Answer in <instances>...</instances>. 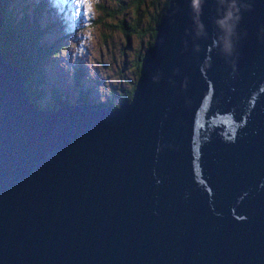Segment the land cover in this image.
Returning <instances> with one entry per match:
<instances>
[{"label":"water","instance_id":"water-1","mask_svg":"<svg viewBox=\"0 0 264 264\" xmlns=\"http://www.w3.org/2000/svg\"><path fill=\"white\" fill-rule=\"evenodd\" d=\"M25 88L0 51V264H264V0H170L115 108Z\"/></svg>","mask_w":264,"mask_h":264},{"label":"rangeland","instance_id":"rangeland-1","mask_svg":"<svg viewBox=\"0 0 264 264\" xmlns=\"http://www.w3.org/2000/svg\"><path fill=\"white\" fill-rule=\"evenodd\" d=\"M132 0H13V15L36 16L40 28L39 44L46 54L34 59L28 47L25 53L29 70L42 61L43 88L47 92L38 102L45 107L53 97L50 90L57 89L68 103L75 104L76 73L80 72L79 87L88 91V101L93 105L111 99L119 103V90L129 87L137 78L133 60L139 53L145 54L146 35L128 36L123 27L141 23V30L148 27L147 5L135 10ZM40 5V6H39ZM37 9V11H35ZM140 16V21L138 18ZM52 22V23H50ZM125 23V24H124ZM50 24V25H49ZM127 30V28H126ZM128 36V37H127ZM23 37V36H22ZM16 39L20 42L21 38ZM39 46V45H38ZM24 53V54H25ZM30 55V54H29ZM26 59V54H25ZM26 63V64H25ZM78 71V72H77ZM52 98V99H51Z\"/></svg>","mask_w":264,"mask_h":264},{"label":"trees","instance_id":"trees-1","mask_svg":"<svg viewBox=\"0 0 264 264\" xmlns=\"http://www.w3.org/2000/svg\"><path fill=\"white\" fill-rule=\"evenodd\" d=\"M13 0H0V51L2 55L10 61L16 68L20 75L23 77L26 92L29 96L31 102L37 103V107H43L39 104V97L43 94L47 95L48 91H45L43 88V76L41 74V65L42 61L39 59V62L34 65V68L29 70L24 65V62L29 63L27 59L31 57L32 53H25L26 48L28 47L33 51L34 59H37V56L43 54L39 50L44 51V46L39 44L40 34L43 32V29L40 28L39 21L36 16L32 17V19L28 18V14H21L18 16L17 14L13 15V9L11 7V2ZM132 4L134 5L135 10L139 8H144L147 5L146 11V20L148 21V27L145 29L139 28L136 30L134 26L128 24V26L123 27L124 31L128 34V36L136 33L139 37L146 35V42L144 45V49L146 50L148 47L150 48L153 45L154 38L156 35V26L158 25L160 19L165 13L170 0H132ZM40 6V5H39ZM37 11V9L35 10ZM140 16L138 21H140ZM52 23V22H50ZM125 24V23H124ZM50 25V24H49ZM127 28V30H126ZM19 36L22 37L20 42H16V39H19ZM127 36V37H128ZM39 45V46H38ZM26 59H25V54ZM30 54V55H29ZM143 53H139L137 55V59L133 60V66L135 65L136 80L131 83L128 87L119 90V103L117 104L114 99L109 100L107 103H96L98 106L106 105L115 108L121 102L129 100L132 96L133 90L135 88V84L137 82L139 71L141 67V62L143 58ZM25 63V64H26ZM78 72V71H77ZM80 78L81 73H76L75 80L73 84H76V98L77 102L75 104H91L94 101H88V91H83L80 87ZM50 94L53 97L50 104H47L44 108L54 109L59 107V105L63 102H66L64 99V95L55 88L50 90ZM102 107V106H101Z\"/></svg>","mask_w":264,"mask_h":264},{"label":"bare ground","instance_id":"bare-ground-1","mask_svg":"<svg viewBox=\"0 0 264 264\" xmlns=\"http://www.w3.org/2000/svg\"><path fill=\"white\" fill-rule=\"evenodd\" d=\"M29 101H30V99H29ZM31 102V101H30ZM35 107H37V103H34V102H31ZM54 109H56V108H54Z\"/></svg>","mask_w":264,"mask_h":264},{"label":"flooded vegetation","instance_id":"flooded-vegetation-1","mask_svg":"<svg viewBox=\"0 0 264 264\" xmlns=\"http://www.w3.org/2000/svg\"><path fill=\"white\" fill-rule=\"evenodd\" d=\"M133 83V82H132ZM130 87V86H129ZM129 87H128V89H129ZM107 103V102H106ZM107 105V104H106Z\"/></svg>","mask_w":264,"mask_h":264}]
</instances>
